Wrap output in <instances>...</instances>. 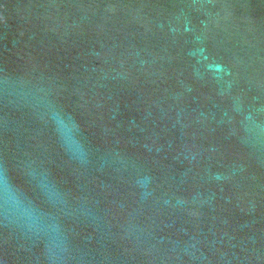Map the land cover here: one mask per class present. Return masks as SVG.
<instances>
[{
  "label": "water",
  "instance_id": "95a60500",
  "mask_svg": "<svg viewBox=\"0 0 264 264\" xmlns=\"http://www.w3.org/2000/svg\"><path fill=\"white\" fill-rule=\"evenodd\" d=\"M0 264H264V0H0Z\"/></svg>",
  "mask_w": 264,
  "mask_h": 264
}]
</instances>
